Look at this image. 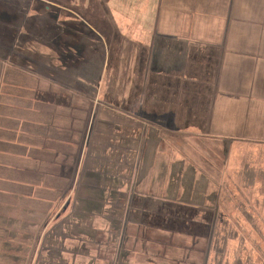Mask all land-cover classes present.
Wrapping results in <instances>:
<instances>
[{
	"label": "crops",
	"instance_id": "obj_1",
	"mask_svg": "<svg viewBox=\"0 0 264 264\" xmlns=\"http://www.w3.org/2000/svg\"><path fill=\"white\" fill-rule=\"evenodd\" d=\"M91 1L74 45L0 27V264H211L174 225L227 183L264 241V0Z\"/></svg>",
	"mask_w": 264,
	"mask_h": 264
},
{
	"label": "rangeland",
	"instance_id": "obj_2",
	"mask_svg": "<svg viewBox=\"0 0 264 264\" xmlns=\"http://www.w3.org/2000/svg\"><path fill=\"white\" fill-rule=\"evenodd\" d=\"M12 1H15L16 3L12 4ZM95 2H97V0H95ZM84 3L85 2L83 0H0V27H14L18 29L21 28V32H19L21 41H27L29 38L37 40H50L51 38V40L56 43L62 41L66 42L67 45H74L76 41L82 40L81 34L84 32L83 27L84 24H87L84 19L87 18L89 24L95 25L93 22L94 17H92L95 15H90L92 1L89 0V2L86 1V3ZM88 3V8H84V5ZM97 4L98 3H95V6H97ZM21 12H26L29 14V16L27 17H30V15L32 17V19L30 18L29 20L25 21L24 26L26 27L20 26L22 25L19 21L22 19ZM36 14H40L42 17L36 18ZM86 14L87 16H85ZM50 15L58 16L59 19L50 17ZM10 34L11 33L8 32L0 33V42L10 43L12 40V35ZM68 52H70V49H68ZM215 143L219 145V142H214V144ZM229 148L230 145L226 144L223 150L225 151ZM234 189H236L234 183L225 184L222 192H218L217 189V192L214 194V196L216 197V208H213V213H211V224H193L191 220L188 224H186L187 220L185 219V217L181 216L185 213V211L181 213L180 210L181 214L179 213L180 216L178 218L184 222H180L179 224H176L174 226L180 227L181 231L188 230L190 232L201 234V236H203L204 234L210 240V249L211 247L213 248L215 246V240H221L219 245L220 247H222L224 246L222 240L228 239V237L234 236L236 233L244 235L245 237L251 239V230L253 226H251L250 224H242L243 220L241 212V222L238 225L236 224V216L238 215V213L235 208V204L239 203V206L241 208L242 204L245 201L243 199L245 195L236 193ZM218 212L220 213V217L218 215V225H213L212 222L214 213L218 214ZM200 218L203 217L200 216ZM195 219L197 220V222L200 220L197 217ZM226 221H228L227 225L226 223L224 224V222ZM255 227L257 229L259 228V232H261L260 238H263V233L261 230L262 226L259 227L257 225ZM244 241L245 242H241V240L236 241L235 239L233 241H231V239L228 240L226 250L231 251V253L229 251V255L227 258V260L230 261L229 264H232V260H234L233 257L234 253L236 252V246L244 249V253L241 254V256L243 255L244 259L248 254L249 261H251L252 264H256L257 262L260 263L262 256L264 255V243L262 242L263 240ZM253 247L256 250V254H253L252 252ZM259 252L261 255L260 257ZM215 261L216 260L214 254L212 253L210 263L216 264L217 261Z\"/></svg>",
	"mask_w": 264,
	"mask_h": 264
},
{
	"label": "trees",
	"instance_id": "obj_3",
	"mask_svg": "<svg viewBox=\"0 0 264 264\" xmlns=\"http://www.w3.org/2000/svg\"><path fill=\"white\" fill-rule=\"evenodd\" d=\"M14 3H16L15 1H12V4H14ZM26 13V12H25ZM22 13L21 12V15H22V19L21 20H19L20 21V23L22 24V25H20V26H23V27H26V26H24V23H25V21H27V20H29L30 18L32 19V17H31V15H30V17H27V16H29V14L28 13ZM36 18H41L42 16L40 15V14H36V16H35ZM50 17H53V18H57V19H59V17L58 16H51L50 15ZM19 19V18H18ZM38 20V19H37ZM20 29V28H19ZM20 35V34H19ZM183 212V210L181 209V213ZM211 213H213V212H211ZM218 215H219V217H220V213L218 212V214L217 213H214V216H213V222H212V224L214 225H218V220H219V218H218ZM201 216L203 217V214H201ZM200 221H202V220H199L198 221V223L200 224ZM221 222H223V221H221ZM226 223V225H227V223H228V221H226V222H224V224ZM202 224V223H201ZM236 235H237V233L234 235V236H230V237H228V239H224V240H222V243H223V245L224 246H222V247H220V242H221V240H215V246L212 248L211 247V252L214 254V257H215V260L217 261H215L216 262V264H229V260H227V258H228V256H227V254H228V252H227V242H228V240H230L231 239V241H233L234 239H235V237H236ZM241 242H245L244 240H241ZM263 243H264V241H262ZM225 246H226V248H225ZM254 248V247H253ZM244 252V251H243ZM243 252L240 250V252H238V253H240V255L239 254H235L234 255V260H232L233 262H232V264H250V262L251 261H249V256H248V254L246 255V257H245V259L244 258H242V256H241V254H243ZM264 256V255H263Z\"/></svg>",
	"mask_w": 264,
	"mask_h": 264
}]
</instances>
